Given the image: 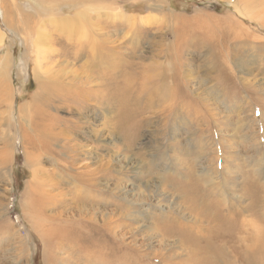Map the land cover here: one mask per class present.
<instances>
[{"label":"rangeland","instance_id":"obj_1","mask_svg":"<svg viewBox=\"0 0 264 264\" xmlns=\"http://www.w3.org/2000/svg\"><path fill=\"white\" fill-rule=\"evenodd\" d=\"M245 7L0 0V264H264V0ZM101 63L125 68L110 94ZM34 101L56 134L27 159Z\"/></svg>","mask_w":264,"mask_h":264},{"label":"bare ground","instance_id":"obj_2","mask_svg":"<svg viewBox=\"0 0 264 264\" xmlns=\"http://www.w3.org/2000/svg\"><path fill=\"white\" fill-rule=\"evenodd\" d=\"M47 5H48V3H47ZM235 8V7H234ZM263 9V8H262ZM245 12L246 13H248V14H250V11H249V0H246V7H245ZM259 11H256V16H254V17H257V16H262V15H257V14H263L264 13V10L262 11V13H258ZM250 16V15H249ZM263 17V16H262ZM264 18V17H263ZM79 22V21H78ZM98 28V27H97ZM236 36V35H235ZM223 37V36H222ZM240 39V38H239ZM201 40V39H200ZM195 41V40H194ZM247 42V41H246ZM41 43H43V42H41ZM44 44V43H43ZM242 44V43H241ZM240 44V45H241ZM39 45H41L40 43H39ZM38 45V46H39ZM181 47V46H180ZM179 47V48H180ZM40 49H42V47H40ZM253 50V49H252ZM217 54V53H216ZM215 54V55H216ZM236 58V57H235ZM122 63H126V62H122ZM122 63H120V64H118V66H116V65H114V68H113V70H111V71H109V70H106L104 67H102L103 65H102V63L98 66V68H97V73H96V75L98 76V78H97V80H98V82H99V84L101 85H97V86H93V88H95V92H100V91H102V89H103V91H102V93L103 94H105V93H107V91H108V93L110 94V90H111V88L110 89H107L108 87H107V84H105V87H106V90L104 89L105 87L103 86V81L105 80L106 82H109L110 81V77L109 78H106V79H103L102 77H107V76H110V75H107V74H109L110 72L111 73H113V74H118L119 72V70H121V71H124L125 70V68L123 67V64ZM104 65H105V63H104ZM128 66V65H127ZM116 67V68H115ZM164 74V73H163ZM123 75H126V74H122L121 73V75H118L119 76V82L120 81H123V82H125L126 80H127V77L128 76H123ZM165 75V74H164ZM100 76H101V80L99 79L100 78ZM161 76V75H160ZM96 77V76H95ZM129 78V77H128ZM103 80V81H102ZM161 80V79H160ZM92 81V80H91ZM165 81V80H164ZM5 82V81H4ZM94 82V81H93ZM161 82V81H160ZM48 83V82H47ZM164 83V82H163ZM163 83H161L162 85H163ZM40 86H43V88L42 87H40V89H38V90H40L41 91V93L42 94H44V95H46V97L49 95V97H51L50 96V92H53L52 90H55V88H56V86H55V88L54 89H50V87H52L51 85H43V84H41ZM7 87V86H6ZM98 87H102V89L101 88H98ZM109 87H110V85H109ZM2 90V89H1ZM51 90V91H50ZM83 90V89H82ZM88 90H90V89H88ZM114 90V89H113ZM153 90V89H152ZM155 91V90H154ZM55 92V91H54ZM59 92V91H58ZM62 92V91H61ZM79 92V91H78ZM87 92H90V91H87ZM91 92H93V93H95L94 91H91ZM140 92V91H139ZM40 92H39V94H40V97L42 98V94H41ZM65 94V93H64ZM64 94H62V93H57V94H54L53 95V98H55V99H57L58 101H59V103H61V104H63V102L66 100V97H70L69 96V94L67 95H64ZM159 94V93H158ZM7 95H8V93H7ZM81 95V94H80ZM98 95H99V93H98ZM99 96H101V95H99ZM103 96V95H102ZM49 97H47V98H45L44 100L42 99V100H40V99H38L37 97H35L36 98V100H40V102H41V104H40V107L42 106H45V105H47L48 104V102L50 101V99H49ZM111 97V96H110ZM104 98V97H103ZM169 98H171L172 99V97L170 96ZM83 99V98H82ZM95 100H97V99H95ZM85 101V100H84ZM90 101V100H89ZM88 101V102H89ZM164 101V100H163ZM166 101V100H165ZM76 102V101H75ZM87 102V101H86ZM108 103H112L113 101L112 100H108L107 101ZM37 103H38V105H39V102L37 101ZM168 103V102H167ZM171 103V102H170ZM34 104H36L35 103V101H34V103L32 102V104L31 105H29V109H27V111H29V116H28V119L25 121V122H27V125H26V127L24 126V125H22L21 126V135H22V133L24 134V136H23V139L24 140H26L27 142H31V147H32V151H31V153L29 152H26V154H27V159H29V157L31 156V155H33V150L34 149H36V148H39V149H41L42 150V148L44 149V148H46V141L45 140H49V139H54V137H53V135L54 134H56V132H55V129L50 125V127L49 128H47V126H44L45 128L44 129H42V130H38L39 129V125H44V124H42V123H40L38 120H43L42 118H40V108L38 107V105L36 106V105H34ZM76 104V103H75ZM80 104V103H79ZM173 104V103H172ZM11 105V104H10ZM50 105V104H49ZM88 106H90V105H88ZM120 106H121V104H120ZM123 106V105H122ZM28 107V106H27ZM73 107V106H72ZM71 107V108H72ZM81 107V106H80ZM125 107V106H124ZM170 107V106H169ZM44 108V107H43ZM87 108V107H86ZM179 108V107H178ZM184 108V107H183ZM128 109V108H127ZM167 109V108H166ZM169 109V108H168ZM121 110V109H120ZM133 110V109H132ZM31 111V112H30ZM44 111V110H43ZM170 111V110H169ZM168 111V112H169ZM27 113V112H26ZM45 113V112H44ZM124 114L122 111H120V114ZM9 114V113H8ZM118 114V113H117ZM119 114V117L117 118V120H115L116 122H114V123H117V121H118V119H119V121L120 122H122L121 120H120V118H123V117H120L121 115ZM20 115V114H19ZM77 115V114H76ZM45 116V115H44ZM42 117V116H41ZM50 117V116H49ZM187 117V116H186ZM45 118V117H44ZM47 118V117H46ZM1 119V118H0ZM51 119V118H50ZM49 119V120H50ZM55 119V118H54ZM124 119V118H123ZM46 120V119H45ZM102 120V119H101ZM93 121V120H92ZM91 121V122H92ZM113 121V120H112ZM42 122H44V121H42ZM124 122H125V120H124ZM51 123V122H50ZM49 124V123H48ZM52 124V123H51ZM111 125V124H110ZM127 125V124H126ZM15 126V125H14ZM17 126V125H16ZM19 127H20V125H18ZM116 126H117V124H116ZM10 127V126H9ZM113 127V126H112ZM136 127V126H135ZM27 128V129H26ZM42 128V127H41ZM40 128V129H41ZM103 128V127H102ZM112 129V128H111ZM118 129H119V127H118ZM134 129V128H133ZM132 129V130H133ZM174 129V128H173ZM16 130V129H15ZM160 131V130H159ZM55 132V133H54ZM173 132V131H172ZM19 133V132H18ZM118 134V133H117ZM133 134H135V133H133ZM27 135V136H26ZM18 136H19V134H18ZM51 136V137H50ZM21 138V137H20ZM30 138H35L37 141H34V139H33V142L31 141V139ZM22 139V138H21ZM25 141V142H26ZM48 144V143H47ZM175 144V143H174ZM77 145V144H76ZM175 146H176V144H175ZM178 146V145H177ZM6 147V146H5ZM179 147V146H178ZM177 147V148H178ZM176 148V149H177ZM217 149V148H216ZM183 152V151H182ZM181 152V153H182ZM6 154H7V151L5 150V152H0V165H1V163L2 164H4L5 163V161H6ZM164 154H165V152H164ZM101 155V154H100ZM162 155V154H161ZM185 155V154H184ZM183 155V156H184ZM203 155V154H202ZM169 157V156H168ZM163 158V157H162ZM26 159V160H27ZM121 160V159H120ZM29 161V160H28ZM33 161V163H35L36 161H38V160H32ZM55 161V160H54ZM7 163H8V161H7ZM6 163V164H7ZM31 164V167H34L35 166V164ZM173 163V162H172ZM106 164V163H105ZM75 165V164H74ZM144 165V164H143ZM103 166H105V165H103ZM103 166H102V168H103ZM173 166H175V165H173ZM29 167V166H28ZM63 167V166H62ZM80 167V166H79ZM99 167V166H98ZM206 167V166H205ZM101 168V167H100ZM99 168V169H100ZM105 168V167H104ZM38 169V168H37ZM71 169V168H70ZM76 169V168H75ZM86 169V168H85ZM79 170V169H78ZM103 170V169H102ZM101 170V171H102ZM66 171V170H65ZM68 171V170H67ZM79 172V171H78ZM87 172V171H86ZM93 172V171H92ZM94 173H95V171H94ZM108 173V172H107ZM38 174V173H37ZM40 174V173H39ZM34 175V174H33ZM41 175V174H40ZM95 175V174H94ZM104 176V175H103ZM154 176V175H153ZM41 178V177H40ZM39 178V179H40ZM61 178V177H60ZM38 179V180H39ZM42 179V178H41ZM43 179H45V177L43 178ZM62 179V178H61ZM71 180H72V177H71ZM42 181V180H41ZM51 181V180H50ZM73 181V180H72ZM78 181V180H77ZM81 181V180H80ZM47 182H49V181H47ZM46 182V183H47ZM75 182V181H74ZM125 182V181H124ZM35 182H32L31 184H29V186L30 187H32V188H34L33 189V192L34 193H32V196H31V200L33 201L34 200V202H33V204H35V205H40V207L42 208V205L45 207V206H47L50 202H49V192L47 191V192H42V190H41V188H40V184H34ZM37 183V182H36ZM67 183V182H66ZM79 183V182H78ZM49 184V183H48ZM82 184V183H81ZM100 185H101V183H100ZM41 186H42V184H41ZM47 186H49V185H47ZM70 186V185H69ZM74 186V185H73ZM86 186V185H85ZM108 186V185H107ZM43 187H45V186H43ZM51 188V187H50ZM46 189V188H45ZM90 190V189H89ZM102 190V189H101ZM90 191H92V190H90ZM94 191V190H93ZM41 192V193H40ZM95 192V191H94ZM30 193H31V191H30ZM52 193V192H51ZM75 193V192H74ZM97 193V192H96ZM80 195H81V193H79ZM92 194V193H91ZM85 195V194H84ZM114 195V194H113ZM83 196V195H82ZM92 196V195H91ZM118 197V196H117ZM112 198V197H111ZM114 198H115V196H114ZM124 200V199H123ZM89 201H91V199L89 198ZM105 201V200H104ZM125 201V200H124ZM119 202H122V199H120V201ZM28 203V202H27ZM66 203V202H65ZM113 203V202H112ZM31 204V203H30ZM32 204V205H33ZM34 205V206H35ZM26 206V205H25ZM29 206H31V205H29ZM33 207V206H32ZM81 207V206H80ZM80 207H78L79 208V214H81L82 213V211H83V209H82V207L80 208ZM116 207V206H115ZM122 207V206H121ZM40 208V209H41ZM84 208V207H83ZM31 209V208H30ZM33 209V208H32ZM85 209V208H84ZM117 209H118V211H119V208L117 207ZM28 210V209H27ZM125 210V209H124ZM124 210H123V212H124ZM31 211V210H30ZM30 211H29V213H30ZM64 211V210H63ZM90 211V210H89ZM118 211H116V213L118 212ZM92 212V211H91ZM115 212V211H114ZM39 213V215H41V211L40 212H38ZM87 213V212H86ZM90 213V212H89ZM111 214V213H110ZM115 214V213H114ZM119 214V213H118ZM38 215V216H39ZM90 215V214H89ZM106 215V214H105ZM32 216V215H31ZM82 216V215H81ZM84 216V215H83ZM36 217V216H35ZM34 217V221H36L37 220V222H35V227H37V229H39L38 227H42L41 229L43 230V231H41L40 229H39V231H37V232H39V234L40 235H42L41 237L43 238V239H47L48 240V237L49 236H53V238L54 239H56V237L54 236V230H52V229H44V226L45 225H43L44 224V222H46V221H48V220H46V218L44 219V220H40L41 218H39L38 219V217L37 218H35ZM41 217V216H40ZM123 217H126V215L124 214V213H122L121 214V216L118 218L119 220H121ZM43 221V222H42ZM49 221L50 222H54L53 224H55V223H57V222H60L61 224H62V222H63V225H65L66 223H68V222H65V221H58V219L57 220H54V219H49ZM104 221H107L106 219H104ZM112 222V221H111ZM118 222V221H117ZM154 223V222H153ZM46 224H47V222H46ZM58 224V223H57ZM127 224V223H126ZM109 225V224H108ZM124 225V224H123ZM53 226H55V225H53ZM49 227V226H48ZM58 227V226H57ZM62 227V226H61ZM64 227V226H63ZM59 231V230H58ZM52 240V239H51ZM45 242V241H44ZM21 250V249H20ZM90 255V254H89ZM91 262V261H90Z\"/></svg>","mask_w":264,"mask_h":264}]
</instances>
